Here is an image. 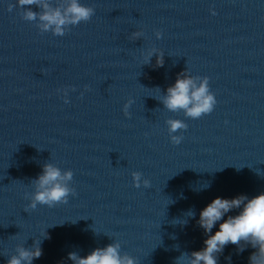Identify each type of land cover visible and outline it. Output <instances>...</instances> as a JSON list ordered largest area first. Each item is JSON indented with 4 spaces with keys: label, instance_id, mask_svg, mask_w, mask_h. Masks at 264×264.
I'll return each instance as SVG.
<instances>
[{
    "label": "water",
    "instance_id": "water-1",
    "mask_svg": "<svg viewBox=\"0 0 264 264\" xmlns=\"http://www.w3.org/2000/svg\"><path fill=\"white\" fill-rule=\"evenodd\" d=\"M79 2L92 17L55 35L0 0V264L18 246L39 244L31 264H73L70 251L110 243L135 264H176L203 248L213 197L264 192V0ZM177 75L206 78L209 113L165 107ZM45 164L72 173L69 195L31 208ZM252 251L228 244L218 264Z\"/></svg>",
    "mask_w": 264,
    "mask_h": 264
},
{
    "label": "clouds",
    "instance_id": "clouds-1",
    "mask_svg": "<svg viewBox=\"0 0 264 264\" xmlns=\"http://www.w3.org/2000/svg\"><path fill=\"white\" fill-rule=\"evenodd\" d=\"M16 5L24 10L23 19H39L40 27L45 31L51 30L55 35H63L65 25L88 21L94 14L91 6L81 4L79 0H68L63 12L55 8L49 10V5L43 0H16ZM33 5L41 7L43 11H32L30 6ZM13 7V4H8L9 11ZM157 63H162V59L158 57ZM162 103L170 110L183 109L186 115L195 118L209 113L215 99L208 92L206 78L196 87L191 78L177 75L174 83L166 89ZM167 123L170 133L185 127L182 121L176 119H170ZM171 140L174 144L180 143L178 136H171ZM71 176L70 171L62 175L58 168L45 164L42 173L34 181L37 190L33 193L29 207L35 208L38 203L52 206L66 201L70 190L62 181L70 180ZM133 178L139 180V173H133ZM147 183L145 181L146 185ZM233 210L238 212L235 215H227ZM186 215L192 217L195 213L189 209ZM197 223L206 234L203 248L192 250L187 257L182 254L176 258V264H182L185 259L187 264H218V254H222L228 244L235 245L238 253L251 247L253 251L249 254L248 264H264V192L252 197L244 194L232 198L213 197L200 209ZM41 254L39 244H35L31 249L18 246L17 254L9 257L6 264H31L32 259L39 258ZM67 256L73 264H135L132 257L120 254L117 243L93 248L84 256L74 251H70ZM225 259L231 261L230 256Z\"/></svg>",
    "mask_w": 264,
    "mask_h": 264
}]
</instances>
